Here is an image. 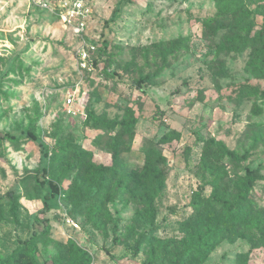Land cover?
Masks as SVG:
<instances>
[{
	"label": "rangeland",
	"instance_id": "1",
	"mask_svg": "<svg viewBox=\"0 0 264 264\" xmlns=\"http://www.w3.org/2000/svg\"><path fill=\"white\" fill-rule=\"evenodd\" d=\"M241 1L261 10L252 34L264 30V0ZM88 3V39L104 55L85 75L74 62V38L56 18L25 0H0V132L12 137L0 139V258L35 231L39 261L69 264L73 240L91 264H145L149 250L182 249L179 241L195 239L196 226L202 233L220 224L222 206L195 209L194 197L203 187L202 195L232 199L248 168L262 176L249 192L248 213L259 227L228 228L201 264H264V246L251 242L264 233V98L238 94L243 85L264 90V74L248 68L249 47L222 48L244 32L217 16L216 0ZM116 117L134 118L131 135L110 126ZM31 121L35 138L27 134ZM172 130L176 135L167 138ZM209 139L223 142L240 163L219 158L213 148L206 153ZM151 148L163 155L155 166L165 167L157 197L140 173ZM96 163L110 168L98 176ZM219 173L226 175L209 185ZM41 175L57 182V196L39 184ZM8 192L17 196L19 224L9 212ZM149 201L152 220L144 212ZM45 203L49 209L40 213ZM90 203L102 211V231L88 220ZM42 217L49 220L48 234L38 230ZM140 236L146 243L136 250Z\"/></svg>",
	"mask_w": 264,
	"mask_h": 264
},
{
	"label": "trees",
	"instance_id": "2",
	"mask_svg": "<svg viewBox=\"0 0 264 264\" xmlns=\"http://www.w3.org/2000/svg\"><path fill=\"white\" fill-rule=\"evenodd\" d=\"M216 6L218 9L219 15H217L220 19L232 21L234 26L238 28L239 32H244L243 35L240 33L236 34L227 39V45L222 46L224 50H233L237 49L242 51L249 47L250 51V59L248 61V68L254 71L256 74H264V30H260L257 34H252L251 27L255 26L257 16H260L261 10L259 9H250L248 8L243 1L239 0H216ZM264 20V17H263ZM250 26H244L248 24ZM206 30L211 29V25L206 23ZM223 24L221 23L220 27ZM233 26V25H232ZM220 27H217L219 29ZM74 38V37H73ZM89 40V39H88ZM75 44V39H74ZM96 51L93 53V63L94 67L97 65L100 59L103 58L104 52L103 48H99L96 46ZM108 63L105 62V65ZM159 70L155 72L149 73L147 77L142 78V80H146V78L154 77L158 74ZM90 72L85 71L84 74L87 75ZM110 75H115L114 73H108ZM238 94H248L252 96H261L264 98V90L258 89L252 86L243 85L241 86V90L238 91ZM258 111H261L258 108ZM96 119L97 117L94 116ZM110 126L116 127L120 126L122 132L132 134V127L134 125V118L126 119H118L117 117L110 121ZM33 121H31L27 127L28 135L30 137L35 138L32 132ZM176 135V131L172 130L166 134L167 138H171V136ZM12 139L9 135L0 132V139L3 138ZM206 153L210 149H215L218 152V156L221 159L230 158L232 161L236 163H240L241 157L235 152L227 149L225 144L221 141H215L213 139H209L206 141ZM63 150V149H62ZM242 158H247L244 154ZM164 163L163 155L157 151L156 149H149L145 155V167L140 172L145 177L149 178L153 182V197H157L162 194V187L165 180V167H156L159 163ZM156 165V166H155ZM95 169L97 168L98 176H102L104 172H106L110 167L103 164H94ZM112 167V165H111ZM226 173H219L214 176L209 181V185L215 186L218 183V180L222 179ZM262 178V176L258 173L257 169H248L245 168L244 175L238 176V192L232 199H228L225 196L218 195H210L205 196L202 195L203 187H200L198 193H196L194 197L193 208L197 209L200 207L206 208L205 210L213 211L212 204H220L222 206V213L220 215L221 223L215 224L213 226L207 227V229L199 233L198 226L195 227L197 230L195 239H181L179 242L182 245V249H175L172 252L167 251L166 245H162L159 249V254L155 255L154 251L149 250L148 256L146 257L145 264H201L202 260H204V256L206 253L210 252L213 249L214 244L223 239L228 233L230 228L231 230L240 229L241 231H251L254 228L259 227V223L250 218L249 211L252 210V201L249 199V192L252 189L254 182L257 179ZM37 181L40 185H48L51 190L50 197H55L59 194V185L55 182L51 177L46 175H41L37 178ZM11 202V206L9 208V212L12 216V219L15 224H19L17 219V211L19 208V203L17 201V196L12 193H7ZM97 197L99 196V192L96 193ZM91 201H96L93 197L89 199ZM145 210L147 217L153 219L154 215V206L149 201L145 203ZM90 207V209H89ZM258 205H256V208ZM248 208V209H247ZM264 208V207H263ZM49 209L47 203H45L44 207L39 210L40 213H45ZM87 212L89 222L93 223L95 227L99 230H104V227H100L98 224V217L101 215V209L99 207H95V203H90V206L85 210ZM212 213V212H211ZM213 214V213H212ZM42 222L43 227H38V230H41L43 234H48L50 230L49 220L46 217H42L39 219ZM220 225H224L225 228H221ZM264 227V224H263ZM114 230V229H113ZM258 236L257 238H252L251 242L254 245H263L264 246V233ZM37 234L35 231L31 234L30 237L20 241L16 248L6 257L0 258V264H59L55 259H47L39 261L37 258L38 255V247H37ZM50 243L55 247L59 246V242L54 239H49ZM172 242V241H170ZM146 240L143 236H140L134 242V248L136 250L139 249L140 245L145 244ZM68 251H69V264H91L92 259L85 250L79 247L73 240L68 241ZM149 245V244H148Z\"/></svg>",
	"mask_w": 264,
	"mask_h": 264
},
{
	"label": "built area",
	"instance_id": "3",
	"mask_svg": "<svg viewBox=\"0 0 264 264\" xmlns=\"http://www.w3.org/2000/svg\"><path fill=\"white\" fill-rule=\"evenodd\" d=\"M31 5L58 20V22L74 37V62L81 72H90L94 68L93 53L96 47L88 40V22L91 16L89 0H25ZM68 111L72 110L73 97L65 99ZM70 222V218L66 219ZM73 222V221H72ZM75 227L77 224L72 223Z\"/></svg>",
	"mask_w": 264,
	"mask_h": 264
},
{
	"label": "crops",
	"instance_id": "4",
	"mask_svg": "<svg viewBox=\"0 0 264 264\" xmlns=\"http://www.w3.org/2000/svg\"><path fill=\"white\" fill-rule=\"evenodd\" d=\"M70 34V33H69ZM87 34H88V32H87ZM71 35V34H70ZM72 36V35H71ZM73 37V36H72Z\"/></svg>",
	"mask_w": 264,
	"mask_h": 264
}]
</instances>
